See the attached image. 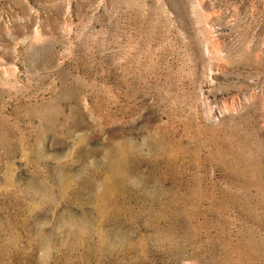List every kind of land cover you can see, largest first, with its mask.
I'll list each match as a JSON object with an SVG mask.
<instances>
[{
	"label": "rangeland",
	"instance_id": "1",
	"mask_svg": "<svg viewBox=\"0 0 264 264\" xmlns=\"http://www.w3.org/2000/svg\"><path fill=\"white\" fill-rule=\"evenodd\" d=\"M0 264H264V0H0Z\"/></svg>",
	"mask_w": 264,
	"mask_h": 264
}]
</instances>
